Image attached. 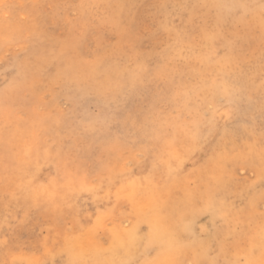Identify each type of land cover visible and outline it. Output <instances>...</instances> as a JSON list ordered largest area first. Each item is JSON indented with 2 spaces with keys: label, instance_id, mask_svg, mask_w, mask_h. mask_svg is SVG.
Wrapping results in <instances>:
<instances>
[{
  "label": "rangeland",
  "instance_id": "obj_1",
  "mask_svg": "<svg viewBox=\"0 0 264 264\" xmlns=\"http://www.w3.org/2000/svg\"><path fill=\"white\" fill-rule=\"evenodd\" d=\"M263 6L0 0V264H264Z\"/></svg>",
  "mask_w": 264,
  "mask_h": 264
},
{
  "label": "bare ground",
  "instance_id": "obj_2",
  "mask_svg": "<svg viewBox=\"0 0 264 264\" xmlns=\"http://www.w3.org/2000/svg\"><path fill=\"white\" fill-rule=\"evenodd\" d=\"M88 1H89V0H88ZM110 1H111V0H110ZM228 1H229V0H228ZM107 2H108V1H107ZM237 2H238V1H237ZM259 2H260V1H259ZM80 3H81V2H80ZM84 3H85V2H84ZM136 3H139V2H136ZM153 3H154V2H153ZM226 3H227V2H225V4H226ZM246 3H247V2H246ZM87 4H89V2H88ZM87 4H86V5H87ZM96 4H97V3H96ZM98 4H99V3H98ZM115 4H116V3H115ZM127 4H128V3H127ZM133 4H134V3H133ZM146 4H147V3H146ZM184 4H185V2H184ZM213 4H214V3H213ZM236 4H238V3H236ZM247 4H248V3H247ZM258 4H259V3H258ZM79 5H80V4H79ZM82 5H83V4H82ZM90 5H91V4H90ZM99 5H100V4H99ZM109 5H110V4H108V6H109ZM129 5H130V4H129ZM137 5H138V4H137ZM137 5H135V7H136ZM161 5H162V4H161ZM242 5H243V4H242ZM244 5H245V4H244ZM24 6H25V5H24ZM96 6H98V5H96ZM116 6H117V5H116ZM158 6H159V5H158ZM165 6H167V5H165ZM168 6H169V5H168ZM251 6H254V5H251ZM82 7H83V6H82ZM90 7H91V6H90ZM105 7H106V4H105ZM147 7H148V6H147ZM149 7H150V6H149ZM149 7H148V8H149ZM152 7H153V6H152ZM152 7H151V8H152ZM163 7H164V6H163ZM216 7H217V5H216ZM221 7H223L222 4H221ZM229 7H230V6H229ZM229 7H228V8H229ZM248 7H249V6H248ZM263 7H264V6H263ZM25 8H26V6H25ZM88 8H89V5H88ZM93 8H94V6H93ZM106 8H107V7H106ZM127 8H128V7H127ZM154 8H155V7H154ZM164 8H165V7H164ZM224 8H225V7H224ZM233 8L236 9V7H233ZM254 8H255V7H254ZM27 9H28V8H27ZM116 9H117V8H116ZM122 9H123V8H122ZM215 9H216V8H215ZM246 9H247V7H246ZM248 9H249V8H248ZM37 10H38V9H37ZM87 10H88V9H87ZM102 10H103V9H102ZM231 10H234V9H231ZM244 10H245V9H244ZM80 11H81V10H80ZM90 11H91V10H90ZM105 11H108V10H105ZM110 11H111V10H110ZM171 11H172V10H171ZM181 11H182V10H181ZM259 11H260V10H259ZM34 12H35V11H34ZM123 12H124V11H123ZM125 12H126V11H125ZM131 12H132V10H131ZM169 12H170V10H169ZM201 12H202V11H201ZM239 12H240V11H239ZM29 13H30V12H29ZM91 13H92V12H91ZM105 13H106V12H105ZM114 13H115V12H114ZM114 13H113V14H114ZM118 13H119V12H118ZM127 13H128V11H127ZM161 13H162V12H161ZM170 13H171V15H172L173 12H170ZM182 13H183V12H182ZM235 13L238 14L237 11H236ZM235 13H234V14H235ZM79 14H80V13H79ZM88 14H89V13H88ZM101 14H102V13H101ZM113 14H112V15H113ZM230 14H231V13H230ZM259 14H261V13H259ZM32 15H33V14H32ZM34 15H35V14H34ZM34 15H33V18H34ZM103 15H106V14H103ZM109 15H110V14H109ZM126 15H127V14H126ZM156 15H157V14H156ZM117 16H118V14H117ZM128 16H130V15H128ZM168 16H170V15H168ZM194 16H195V15H194ZM234 16H235V15H234ZM238 16H239V15H238ZM245 16H246V15H245ZM262 16H263V14H262ZM87 17H88V16H86V18H87ZM111 17H112V16H111ZM114 17H115V16H114ZM227 17H228V16H227ZM42 18H43V17H42ZM163 18H164V17H163ZM36 19H37V17H36ZM43 19H44V18H43ZM84 19H85V17H84ZM110 19H111V18H110ZM110 19H109V21H110ZM112 19H113V18H112ZM129 19H130V18H129ZM205 19H206V18H205ZM228 19H229V18H228ZM40 20H41V19H40ZM56 20H57V19H56ZM100 20H101V19H100ZM119 20H120V19H118L117 21H119ZM136 20H137V22H138V19H136ZM161 20H162V19H161ZM185 20H186V19H185ZM218 20H219V19H218ZM254 20H255V19H254ZM256 20H257V19H256ZM82 21H83V20H82ZM38 22H39V21H38ZM41 22H42V21H41ZM102 22H103V21H102ZM159 22H160V21H159ZM165 22H166V21H164V23H165ZM214 22H215V21H214ZM227 22H228V21H227ZM44 23H45V22H44ZM82 23H84V22H82ZM104 23H105V22H104ZM165 24H166V23H165ZM167 24H168V23H167ZM248 24H249V23H248ZM25 25H26V24H25ZM39 25H40V24H39ZM83 25H84V24H83ZM159 25H160V24H159ZM186 25H187V24H186ZM208 25H209V24H208ZM226 25H227V24H226ZM262 25H263V24H262ZM6 26H7V25H6ZM8 26H9V25H8ZM41 26H42V25H41ZM46 26H47V25H46ZM115 26H116V25H115ZM124 26H125V25H124ZM126 26L128 27L127 24H126ZM161 26H162V25H161ZM165 26H167V25H165ZM189 26H190V25H189ZM222 26H223V25H222ZM4 27H5V26H4ZM33 27H34V26H33ZM127 27H126V28H127ZM168 27H169V26H168ZM170 27H171V24H170ZM170 27H169V28H170ZM129 28H130V27H129ZM132 28H133V27H132ZM223 28H225V27H223ZM257 28H258V27H257ZM4 29H5V28H4ZM15 29H16V28H15ZM122 29H124V27H122ZM122 29H119V30L121 31ZM176 29H177V27H176ZM18 30H20V29H18ZM35 30H36V29H35ZM184 30H185V29H184ZM213 30H214V29H213ZM220 30H221V29H220ZM255 30H257V29H255ZM28 31H29V30H28ZM36 31H37V30H36ZM39 31H40V30H39ZM125 31H126V29H125ZM44 32H45V31H44ZM184 32H185V31H184ZM223 32H224V31H223ZM36 33H37V32H36ZM38 33H39V32H38ZM41 33H43V32H41ZM127 33H128V32H127ZM129 33H131V32H129ZM129 33H128V34H129ZM259 33H260V32H259ZM169 34H170V33H169ZM174 34H175V33H174ZM226 34H227V33H226ZM261 34H262V33H261ZM40 35H41V34H40ZM40 35H39V36H40ZM214 35H215V34H214ZM229 35H230V34H229ZM229 35H228V36H229ZM42 36H43V34H42ZM228 36H227V37H228ZM13 37H14V36H13ZM44 37H45V36H44ZM132 37H133V36H132ZM213 37H214V36H213ZM213 37H212V38H213ZM215 37H216V36H215ZM260 37H261V35H260ZM41 38H42V37H41ZM41 38H40V39H41ZM130 38H131V37H130ZM177 38L180 39L179 37H177ZM228 38H229V37H228ZM167 39H168V38H167ZM192 39L194 40V38H192ZM214 39H215V38H214ZM216 39H217V38H216ZM169 40H173V39H170V38H169ZM174 40H175V39H174ZM203 40H204V39H203ZM203 40H202V41H203ZM236 40H237V39H236ZM49 41H50V40H49ZM219 41H220V40H219ZM54 42H55V41H54ZM168 42H169V41H168ZM168 42H167V43H168ZM223 42H225V41H223ZM226 42H227V41H226ZM249 42H250V41H249ZM51 43H52V42H51ZM103 43H104V41H103ZM105 43H107V42H105ZM178 43H179V41H178ZM182 43H183V42H181V44H182ZM53 44H54V43H53ZM69 44H70V43H69ZM69 44H68V45H69ZM249 44H250V43H249ZM249 44H248V45H249ZM48 45H49V44H48ZM167 45H168V44H167ZM177 45H178V44H177ZM187 45H188V44H187ZM187 45H186V46H187ZM225 45H226V44H225ZM35 46H36V45H35ZM35 46H34V47H35ZM46 46H47V45H46ZM52 46H53V45H52ZM63 46H64V44H63ZM71 46H72V45H71ZM175 46H176V45H175ZM183 46H184V45H182V47H183ZM189 46H190V45H189ZM40 47H41V46H40ZM178 47H179V46H178ZM38 48H39V47H38ZM52 48H53V47H52ZM174 48H175V47H174ZM174 48H173V50H174ZM180 48H181V47H180ZM208 48H211V47H208ZM226 48H227V47H226ZM32 49H33V48H32ZM53 49H54V48H53ZM62 49H63V48H62ZM70 49H71V48H70ZM167 49H168V48H167ZM177 49H178V48H177ZM190 49H191V48H190ZM42 50H43V49H42ZM79 50H80V48H79ZM102 50H103V49H102ZM112 50H113V49H112ZM173 50H172V51H173ZM179 50H180V49H179ZM195 50H196V49H195ZM215 50H216V49H215ZM230 50H232V49H230ZM233 50H234V49H233ZM233 50H232V51H233ZM46 51H47V50H46ZM51 51H52V50H51ZM164 51H166V50H164ZM182 51H183V50H182ZM189 51H190V50H189ZM227 51H228V50H227ZM235 51H236V50H235ZM43 52H45V51H43ZM60 52H61V51H60ZM79 52H80V51H79ZM101 52H102V51H101ZM107 52H108V51H106L105 54H106ZM141 52H143V51H141ZM150 52H151V51H150ZM191 52H192V50H191ZM195 52H196V51H195ZM195 52H194V53H195ZM212 52H213V51H212ZM212 52H211V53H212ZM220 52H221V51H220ZM41 53H42V52H41ZM47 53H49V52L47 51ZM47 53H46V54H47ZM52 53H53V52H52ZM56 53H58V52H56ZM97 53H98V52H97ZM138 53H139V51H138ZM164 53H165V52H164ZM167 53H169V52H167ZM171 53H172V52H171ZM188 53H189V52H188ZM214 53H215V52H214ZM32 54H33V52H32ZM34 54H35V53H34ZM53 54H54V53H53ZM53 54H52V55H53ZM102 54H103V52H102ZM195 54H196V53H195ZM218 54H219V53H218ZM43 55H44V54H43ZM50 55H51V54H50ZM54 55H55V54H54ZM54 55H53V56H54ZM97 55H98V54H97ZM186 55H187V54H186ZM198 55H199V54H198ZM198 55H196V56H198ZM219 55H220V54H219ZM33 56H34V55H33ZM181 56H182V55H181ZM43 57H44V56H43ZM49 57H50V56H49ZM102 57H103V56H102ZM110 57H111V56H110ZM110 57H109V58H110ZM146 57H147V55H146ZM186 57H187V56H186ZM40 59H42V58H40ZM51 59H52V58H51ZM54 59H55V58H54ZM100 59H101V58H100ZM145 59H146V58H145ZM43 60H44V59H43ZM59 60H60V59H59ZM185 60H186V59H185ZM33 61H36V56H35V60H33ZM38 61H39V60H38ZM56 61H58V60H56ZM106 61H107V60H106ZM245 61H246V60H245ZM44 62H45V61H44ZM131 62H132V61H131ZM131 62H130V63H131ZM221 62H222V61H221ZM233 62H234V61H233ZM24 63H25V62H24ZM39 63H40V61H39ZM58 63H59V62H58ZM60 63H61V62H60ZM136 63H137V62H136ZM172 63H173V62H172ZM42 64H43V63H42ZM67 64H68V63H67ZM111 64H112V63H111ZM142 64H143V63H142ZM25 65H26V64H25ZM38 65H40V64H38ZM100 65H101V64H100ZM215 65H216V64H215ZM232 65H233V64H232ZM20 66H21V65H20ZM29 66H30V65H29ZM35 66H37L36 63H35ZM53 66H55V65H53ZM167 66H168V65H167ZM207 66H208V65H207ZM217 66H218V65H217ZM259 66H260V65H259ZM30 67H31V66H30ZM40 67H41V66H40ZM105 67H106V66H105ZM121 67H122V66H121ZM172 67H173V66H172ZM186 67H187V65H186ZM226 67H227V66H226ZM226 67H225V68H226ZM38 68H39V67H38ZM42 68H43V67H42ZM47 68H48V67H47ZM51 68H52V67H51ZM165 68H166V67H165ZM174 68H175V67H174ZM232 68H233V67H232ZM260 68H261V67H260ZM23 70H24V69H23ZM40 70H41V69H40ZM55 70H56V68H55ZM166 70H167V69H166ZM174 70H175V69H174ZM38 71H39V70H38ZM56 71H57V70H56ZM66 71H67V70H66ZM260 71H261V70H260ZM33 72H35V71H33ZM167 72H168V71H167ZM172 72H173V71H172ZM35 73H36V72H35ZM40 73H41V72H40ZM58 73H59V72H58ZM147 73H148V72H147ZM147 73H146V77H147ZM170 73H171V72H170ZM173 73H174V72H173ZM27 74H28V73H27ZM207 74H208V73H207ZM255 74H257V73H255ZM24 75H25V73H24ZM55 75H56V74H55ZM128 75H129V74H128ZM160 75H161V74H160ZM53 76H54V75H53ZM67 76H68V75H67ZM218 76H219V75H218ZM28 77H29V76H28ZM30 77H31V76H30ZM37 77H38V76H37ZM57 77H58V76H57ZM72 77H73V76H72ZM169 77H170V76H168V78H169ZM222 77H223V76H222ZM263 77H264V76H263ZM164 78H165V77H164ZM176 78H177V77H176ZM220 78H221V77H220ZM75 79H76V78H75ZM170 79H171V78H170ZM177 79H178V78H177ZM31 80H32V78H31ZM38 80H39V78H38ZM71 80H72V79H71ZM92 80H93V79H92ZM101 80H102V79H101ZM175 80H176V79H175ZM259 80H260V79H259ZM74 81H75V80H74ZM176 81H177V80H176ZM204 81H205V80H204ZM256 81H257V80H256ZM23 82H24V81H23ZM59 82H60V81H59ZM65 82H67V81H65ZM68 82H69V81H68ZM80 82H81V81H80ZM261 82H263V81H261ZM27 83H28V82H27ZM29 83H30V82H29ZM33 83H34V82H33ZM37 83H38V82H37ZM37 83H36V84H37ZM60 83H61V82H60ZM242 83H243V81H242ZM42 84H43V83H42ZM168 84H169V83H168ZM188 84H189V82H188ZM256 84H258V83L256 82ZM259 84H260V83H259ZM262 84H263V83H262ZM89 85H90V84H89ZM106 85H107V84H106ZM127 85H128V84H127ZM133 85H134V84H133ZM245 85H246V84H245ZM27 86L29 87L28 84H27ZM129 86H130V85H129ZM137 86H138V85H137ZM137 86H136V87H137ZM192 86H193V85H192ZM242 86H243V84H242ZM66 87H67V86H66ZM73 87H74V86H73ZM134 87H135V85H134ZM178 87H179V86H178ZM185 87H186V86H185ZM38 88H39V87H38ZM78 88H79V86H78ZM105 88H106V87H105ZM129 88H130V87H129ZM181 88H182V87H181ZM183 88H184V86H183ZM183 88H182V89H183ZM189 88H190V87H189ZM245 88H246V87H245ZM72 89H73V88H72ZM133 89H134V88H133ZM165 89H166V88H165ZM176 89H177V88H176ZM184 89H185V88H184ZM184 89H183V90H184ZM190 89H191V88H190ZM243 89H244V88H243ZM124 90H126V89H124ZM233 90H234V89H233ZM262 90H263V89H262ZM70 91H71V90H70ZM90 91H91V90H90ZM106 91H107V90H106ZM163 91H164V90H163ZM178 91H179V89H178ZM184 91H185V90H184ZM82 92H83V89H82ZM130 92H131V91H130ZM166 92H167V91H166ZM181 92H182V91H181ZM233 92H234V91H233ZM257 92H258V91H257ZM62 93H63V91H62ZM88 93H89V92H88ZM109 93H110V92H109ZM115 93H116V92H115ZM175 93H176V92H175ZM185 93H186V92H185ZM15 94H16V93H15ZM70 94H71V93H70ZM78 94H79V93H78ZM83 94H85V93H83ZM83 94H82V95H83ZM90 94H91V93H90ZM93 94H94V93H93ZM95 94H96V93H95ZM113 94H114V93H113ZM119 94H120V92H119ZM128 94H129V93H128ZM154 94L157 95L158 93H154ZM162 94H163V92H162ZM230 94H231V93H230ZM234 94H235V93H234ZM240 94H241V93H240ZM11 95H12V94H11ZM80 95H81V94H80ZM86 95H87V94H86ZM86 95H85V96L83 95V96L86 97ZM97 95H98V94H97ZM97 95H95V96H97ZM115 95H116V94H115ZM156 95H155V97H154V96H153V97H154V98H157ZM158 95H159V94H158ZM163 95H165V93H164ZM171 95H172V94H171ZM33 96H34V95H33ZM33 96H32V97H33ZM71 96H72V94H71ZM83 96H82V97H83ZM90 96H91V95H90ZM101 96H102V95H101ZM107 96H109V94H108ZM111 96H112V95H111ZM119 96H121V94H120ZM160 96H161V93H160ZM169 96H170V95H169ZM206 96H207V95H206ZM220 96H221V95H220ZM263 96H264V95H263ZM15 97H16V96H15ZM98 97H100V96H97V98H98ZM130 97H131V96H130ZM163 97H164V96H163ZM192 97H193V96H192ZM95 98H96V97H95ZM116 98H117V97H116ZM154 98H153V99H154ZM201 98H202V97H201ZM108 99H109V98H108ZM235 99H237V98H235ZM4 100H5V99H4ZM170 100H171V99H170ZM257 100H258V99H257ZM100 101H101V100H100ZM172 101H173V100H172ZM239 101H240V99H239ZM5 102H6V101H5ZM16 102H20V101H16ZM16 102H15V103H16ZM174 102H175V101H174ZM229 102H230V101H229ZM258 102H259V101H258ZM260 102H261V101H260ZM260 102H259V103H260ZM21 103H22V102H21ZM184 103H185V102H184ZM186 103H187V102H186ZM116 104H117V102H116ZM175 104H177V103H175ZM230 104H231V103H230ZM150 105H151V104H150ZM184 105H185V104H184ZM255 105H256V104H255ZM4 106H5V105H4ZM6 106H7V105H6ZM231 106H232V105H231ZM182 107H183V106H182ZM228 107H229V106H228ZM236 107H237V105H236ZM183 109H184V108H183ZM180 110H182L181 107H180ZM1 111H2V110H1ZM8 112H9V110H8ZM109 112L111 113V111H109ZM151 112H152V111H151ZM234 113H235V112H234ZM142 114H143V113H142ZM155 114H158V113H155ZM175 115H177V114H175ZM5 116H6V114H5ZM15 116H16V115H15ZM1 117H3V116L1 115ZM8 117H10V116H8ZM10 118H11V117H10ZM17 118H18V117H17ZM151 118H152V117H151ZM7 119H8V118H7ZM7 119H5V120H7ZM18 119H19V118H18ZM107 119H108V118H107ZM173 119H174V116H173ZM2 120H3V119H2ZM126 120H127V119H126ZM13 121H14V120H13ZM16 121H18V120H16ZM16 121H15V122H16ZM102 122H103V121H102ZM135 122H136V121H135ZM152 122H153V121H152ZM163 122H164V121H163ZM173 122H176V121H173ZM34 123H35V122H34ZM170 123H171V122H170ZM4 124H5V123H4ZM134 124H135V123H134ZM147 124H148V123H147ZM157 124H158V123H157ZM161 124H162V123H161ZM161 124H160V125H161ZM5 125H7V124H5ZM155 125H156V124H155ZM157 126H158V125H157ZM157 126H156V127H157ZM32 127H33V126H32ZM141 127H142V125H141ZM146 127H147V125H146ZM150 127H151V126H150ZM18 128H19V127H18ZM38 128H39V127H38ZM43 128H44V127H43ZM138 128H140L139 125H138ZM153 128H154V127H153ZM157 128H158V127H157ZM169 128H170V127H169ZM14 129H15V127H14ZM86 129H88V128H86ZM86 129H85V130H86ZM166 129H167V128H166ZM31 130H32V129H31ZM102 130H104V129H102ZM141 130H142V129H141ZM90 131H92V129H91ZM161 131H162V130H161ZM10 132H12V131H10ZM21 132H22V131H21ZM143 132H145V131L143 130ZM146 132H147V131H146ZM155 132H156V131H155ZM159 132H160V131H159ZM162 132H163V131H162ZM26 133H27V132H26ZM91 133H92V132H91ZM10 134H11V133H10ZM22 134H23V133H22ZM142 134H143V133H142ZM146 134H147V133H145L144 135H146ZM155 134H156V133H155ZM159 135H160V134H159ZM16 136H17V135H16ZM157 137H158V136H157ZM163 137H164V136H163ZM165 138H166V137H165ZM165 138H163V139H165ZM22 139H23V138H22ZM158 139H160V138H158ZM8 140H9V139H8ZM23 140H24V139H23ZM31 140H33V139H31ZM122 141H123V139H122ZM11 142H12V141H11ZM8 143H9V142H8ZM12 143H13V142H12ZM12 143H11V144H12ZM15 143H16V142H15ZM26 143H27V142H26ZM21 146H22V145H21ZM38 146H39V145H38ZM13 147H14V146H13ZM23 147H24V146H23ZM24 148H25V147H24ZM36 149H37V148H36ZM18 150H19V149H18ZM31 150H32V149H31ZM110 150H111V149H110ZM112 150H113V149H112ZM250 150H251V149H250ZM261 150H263V149H261ZM14 151H15V150H14ZM35 151H36V150H35ZM61 151H62V150H61ZM249 152H250V151H249ZM35 153H36V152H35ZM35 153H34V154H35ZM173 153H174V152H173ZM250 153H251V152H250ZM11 154H12V153H11ZM22 154H23V153H22ZM46 154H47V152H46ZM48 154H50V153L48 152ZM86 154H87V153H86ZM224 154H225V152H224ZM27 155H28V153H27ZM60 155H61V154H60ZM55 156H56V155H55ZM58 156H59V155H58ZM12 157H13V156H12ZM16 157H17V156H16ZM16 157H14V158H16ZM20 157H21V156H20ZM246 157H248V156H246ZM27 158H28V157H27ZM30 158H32V157H30ZM30 158H29V159H30ZM34 158H35V157H33V160H34ZM259 158H260V157H259ZM16 159H17V158H16ZM22 159H23V158H22ZM54 159H55V158H54ZM14 160H15V159H14ZM24 160H25V159H24ZM59 160H60V159H59ZM59 160H58V161H59ZM17 161H18V160H17ZM22 161H23V160H22ZM65 161H66V160H65ZM64 163H65V162H64ZM111 163H112V161H111ZM111 163H110V164H111ZM22 164H23V163H22ZM22 164H21V166H22ZM221 164H222V163H220V165H221ZM17 165H18V164H17ZM15 166H16V163H15ZM23 166H24V164H23ZM167 166H168V165H167ZM170 167H171V166H170ZM173 167H174V166H173ZM3 169H4V168H3ZM173 169H175V168H173ZM6 170H7V169H6ZM171 170H172V169H171ZM0 171H1V169H0ZM60 171H61V169H60ZM70 171H71V170H70ZM64 175H65V174H64ZM73 175H74V174H73ZM226 176H227V175H226ZM137 177H138V176H137ZM137 177H136V178H137ZM26 178L29 179L30 177H26ZM175 178H176V177H175ZM215 178H216V177H215ZM229 179L231 180V178H229ZM233 179H234V178H233ZM247 179H248V178H247ZM29 180H30V179H29ZM29 180H27V181H29ZM109 180H110V178H109ZM174 180H175V179H174ZM9 181H10V180H9ZM27 181H25V182H27ZM52 181L54 182V180H52ZM70 181H71V180H70ZM107 181H108V180H107ZM135 181H136V179H135ZM172 181H173V180H172ZM233 181H234V180H233ZM252 181H253V180H252ZM17 182H18V181H17ZM17 182H16V183H17ZM20 182H21V181H20ZM83 182H84V181H83ZM167 182H169V181H167ZM214 182H215V181H214ZM22 183H23V182H22ZM22 183H21V185H22ZM23 184H24V183H23ZM76 184H77V183H76ZM91 184H92V183H91ZM91 184H90V185H91ZM30 185H31V182H30ZM54 185H56V184H54ZM54 185H53V186H54ZM71 185H73V184H71ZM120 185H121V183H120ZM120 185H119V186H120ZM125 185H127V184H125ZM128 185H129V184H128ZM168 185H169V184H168ZM226 185H227V184H226ZM19 186H20V184H19ZM114 186H115V185H114ZM122 186H123V184H122ZM129 186H130V185H129ZM47 187H48V185H47ZM66 187H67V186H66ZM70 187H71V186H70ZM76 187H77V186H76ZM50 188H51V187H50ZM71 188H72V187H71ZM73 188L76 189L75 187H73ZM77 188H78V187H77ZM79 188H80V187H79ZM89 188H90V186H89ZM169 188H170V187H169ZM227 188H228V187H227ZM47 189H48V188H47ZM53 189H54V187H53ZM83 189H84V188H83ZM87 189H88V187H87ZM87 189H86V190H87ZM118 189H119V188H118ZM77 190H78V189H77ZM84 190H85V189H84ZM95 190H96V189H95ZM114 190H115V189H114ZM121 190H122V189H121ZM125 190H126V189H125ZM116 191H117V190H116ZM116 191H115V192H116ZM164 191H165V190H164ZM228 191H229V190H227V192H228ZM118 192H119V191H118ZM118 192H117V193H118ZM186 192H187V191H186ZM186 192H185V193H186ZM190 192H191V191H190ZM192 192H193V191H192ZM155 194H156V193H155ZM53 195H54V194H53ZM123 195H124V194H123ZM162 195H163V194H162ZM165 195H166V194H165ZM185 195H186V194H185ZM59 196H60V195H59ZM186 196H187V195H186ZM188 196H189V195H188ZM119 197H120V196H119ZM166 197H167V196H166ZM59 198H60V197H59ZM61 198H62V196H61ZM28 199H29V198H28ZM52 199H53V198H52ZM121 199H122V198H121ZM158 199H159V198H158ZM160 199H161V198H160ZM36 200H37V199H36ZM63 200H64V199H63ZM126 200H127V199H126ZM145 200H146V199H145ZM60 201H61V200H60ZM164 201H165V199H164ZM218 201H220V200H218ZM215 203H216V202H215ZM226 203H227V202H226ZM223 204H224V203H223ZM163 205H165V204H163ZM221 206H222V205H221ZM229 206H230V205H229ZM159 207H160V206H159ZM216 207H217V206H216ZM224 207H226V206H224ZM217 208H218V207H217ZM220 210H221V209H220ZM160 211H161V210H160ZM218 212H220V211H218ZM226 212H228V211H227V210L224 211V214H225ZM161 213H162V212H161ZM222 214H223V213H222ZM177 215H178V214H177ZM179 215H180V214H179ZM219 215H220V218H221V214H219ZM225 215H226V214H225ZM223 216H224V215H223ZM226 216H227V215H226ZM180 217H181V216H179V218H180ZM224 217H225V216H224ZM230 217H231V216H230ZM230 217H229V218H230ZM232 217H233V216H232ZM143 218H144V217H143ZM179 218H177V219H179ZM183 218H184V217H183ZM234 218H235V217H234ZM147 219H148V218H147ZM188 219H189V218H188ZM148 220H149V219H148ZM179 220H180V219H179ZM220 220H221V219H220ZM186 221H187V220H186ZM233 221H234V220H233ZM178 222H179V221H178ZM178 222H177V223H178ZM180 222H181V221H180ZM226 222H227V221H226ZM175 223H176V221H175ZM182 223H183V222H182ZM152 224H153V223H152ZM183 225H184V224H183ZM179 227H180V225H179ZM152 228H153V227H152ZM126 229H127V228H126ZM135 229H136V228H135ZM150 229H151V227H150ZM120 230H121V229H120ZM184 231H185V230H184ZM118 232H120V231H118ZM96 233H97V232H96ZM109 233H110V232H109ZM186 233H187V232H186ZM223 233H224V232H223ZM150 234H151V232H150ZM219 234H220V233H219ZM111 235H113V234H111ZM122 235H123V234H122ZM127 235H128V234H127ZM129 235H130V234H129ZM129 235H128V236H129ZM222 235H223V234H222ZM222 235H220V236H222ZM69 236H70V235H69ZM69 236H68V237H69ZM71 236H72V235H71ZM71 236H70V237H71ZM135 236H136V235H135ZM181 236H182V235H181ZM65 237H66V236H65ZM70 237H69V238H70ZM90 237H91V236H90ZM131 237H134V236H131ZM66 238H67V237H66ZM66 238H65V239H66ZM69 238H68V239H69ZM114 238H115V237H114ZM91 239H92V238H91ZM189 239H190V238H189ZM70 240H71V239H70ZM115 240H116V238H115ZM201 240H203V239H201ZM206 240H207V239H206ZM85 241H86V240H85ZM116 241H117V240H116ZM134 241H135V240H134ZM221 241H222V240H221ZM81 242H83V241H81ZM86 242H87V241H86ZM113 242L115 243L114 240H113ZM134 243H135V242H134ZM160 243H161V242H160ZM197 243H198V242H197ZM199 243H200V242H199ZM205 243H206V242H205ZM97 244H98V243H97ZM148 244H149V243H148ZM150 244H151V243H150ZM158 244H159V243H158ZM77 245H78V244H76V246H77ZM80 245H81V243H80ZM102 245H104V244H102ZM120 245H121V243H120ZM136 245H137V244H136ZM153 245H155V244H153ZM196 245H197V244H196ZM67 246H68V245H67ZM82 246H83V245H82ZM82 246H81V247H82ZM123 246H124V245H123ZM126 246H127V245H126ZM150 246H151V245H150ZM86 247H89V245L86 246ZM131 247H132V246H131ZM131 247H130V248H131ZM148 247H149V246H148ZM64 248L67 249L66 247H64ZM117 248H119V246H118ZM117 248H116V250H117ZM123 248H124V247H123ZM233 248H234V247H233ZM73 249H74V248H72V250H73ZM228 249H229V248H228ZM79 250H81V248H80ZM85 250H86V249H85ZM136 250H137V249H136ZM73 251H74V250H73ZM229 251H230V250H229ZM232 251L234 252V250H232ZM240 251H241V250H240ZM251 251H252V250H251ZM79 252H80V251H79ZM84 252H85V251H84ZM84 252H83V253H84ZM236 252H237V251H236ZM243 252H244V251H243ZM253 252H254V251H253ZM230 253H231V252H230ZM237 253H238V252H237ZM119 254H120V253H119ZM137 254H138V253H137ZM139 254H140V253H139ZM139 254H138V255H139ZM192 254H193V253H192ZM82 255H83V254H82ZM138 255H137V256H138ZM243 255H244V254H243ZM243 255H242V256H243ZM83 256H84V255H83ZM90 256H91V255H90ZM70 257H71V256H70ZM252 257H253V255H252ZM192 258H193V257H192ZM86 259H87V258H86ZM128 259H129V258H128ZM239 259H240V258H239ZM263 259H264V258H263ZM133 260H134V258H133ZM249 260H250V259H249ZM25 261H26V258H25ZM192 261H193V260H192ZM260 261H261V260H260ZM85 262H87V261H85ZM193 262H194V261H193ZM261 263H262V262H261ZM104 264H107V263H104ZM130 264H131V263H130ZM193 264H194V263H193Z\"/></svg>",
  "mask_w": 264,
  "mask_h": 264
}]
</instances>
